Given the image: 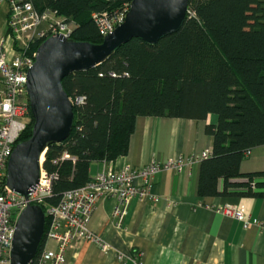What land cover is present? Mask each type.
Returning a JSON list of instances; mask_svg holds the SVG:
<instances>
[{
    "label": "trees",
    "instance_id": "1",
    "mask_svg": "<svg viewBox=\"0 0 264 264\" xmlns=\"http://www.w3.org/2000/svg\"><path fill=\"white\" fill-rule=\"evenodd\" d=\"M132 1L32 0L38 11L50 10L71 24L72 40L93 44L103 41L93 14L127 12ZM63 85L69 98L83 97L84 103L74 108L69 139L45 155L44 171L56 176L51 205L90 182L93 162L127 154L139 116L205 121L215 115L217 122L206 127L213 150L201 162L199 196L264 197V172L241 173L251 150L264 146V0H190L176 34L153 46L134 39ZM32 126L19 142L31 138ZM48 227L46 219L32 264L44 249Z\"/></svg>",
    "mask_w": 264,
    "mask_h": 264
},
{
    "label": "crops",
    "instance_id": "2",
    "mask_svg": "<svg viewBox=\"0 0 264 264\" xmlns=\"http://www.w3.org/2000/svg\"><path fill=\"white\" fill-rule=\"evenodd\" d=\"M9 13L8 0H0V38H7V47L12 46ZM216 122L215 115L205 121L139 116L127 154L93 162L91 177L104 169H140L151 163L167 165L177 157L188 161L204 152L211 154L213 138L206 127ZM201 162L182 173L169 168L155 174L151 192L159 200L132 198L121 225L113 219L116 201L101 198L87 225L97 240H78L68 250L66 264H264V197L199 196ZM260 172H264V146L252 149L241 164L243 175ZM226 206L242 207L250 224L245 227L217 211ZM45 246L57 249L54 242Z\"/></svg>",
    "mask_w": 264,
    "mask_h": 264
},
{
    "label": "built area",
    "instance_id": "3",
    "mask_svg": "<svg viewBox=\"0 0 264 264\" xmlns=\"http://www.w3.org/2000/svg\"><path fill=\"white\" fill-rule=\"evenodd\" d=\"M8 4V39L17 46L7 47V38H0V264H11L16 222L28 203L42 207L49 220L46 242H54L57 246L56 250L44 246L37 264H66V254L78 240H97L87 225L101 198L116 201L113 219L121 225L132 198L159 200L151 192V179L155 174L169 168L182 173L187 166L205 160L211 154L204 152L188 161L177 157L167 165L151 163L140 169L125 167L117 172L104 169L87 185L66 191L57 205L48 202L56 176H49L43 168L39 186L29 201L12 192L6 184L8 163L19 139L33 124L27 90L28 71L37 55L32 47L50 36L64 35L71 39L72 26L50 10L38 11L32 0H8ZM127 12L93 14L103 38L123 23ZM70 100L74 107L84 103L83 97ZM217 211L242 222L245 227L250 224L242 207L226 206ZM102 247L108 249L106 244Z\"/></svg>",
    "mask_w": 264,
    "mask_h": 264
},
{
    "label": "water",
    "instance_id": "4",
    "mask_svg": "<svg viewBox=\"0 0 264 264\" xmlns=\"http://www.w3.org/2000/svg\"><path fill=\"white\" fill-rule=\"evenodd\" d=\"M190 0H133L124 21L99 44L78 42L64 35L50 36L37 49L28 71L27 90L33 116L31 138L19 142L8 163L7 187L29 201L40 183L43 163L51 145L72 134L74 105L63 81L110 60L134 39L156 45L183 26ZM46 215L39 205L27 204L20 213L13 238L11 264H32L43 240Z\"/></svg>",
    "mask_w": 264,
    "mask_h": 264
},
{
    "label": "rangeland",
    "instance_id": "5",
    "mask_svg": "<svg viewBox=\"0 0 264 264\" xmlns=\"http://www.w3.org/2000/svg\"><path fill=\"white\" fill-rule=\"evenodd\" d=\"M128 10H129V9H128ZM9 34H10V33H9ZM70 40H72V39H70ZM10 41H11V40H10ZM11 42H12V41H11ZM42 42H43V41H42ZM12 44L15 45L14 42H13ZM15 46H17V45H15ZM18 49H19V48H18ZM18 49H17V50H18ZM36 51H37V50H36ZM74 108H75V107H74ZM32 123H34V121H32Z\"/></svg>",
    "mask_w": 264,
    "mask_h": 264
}]
</instances>
